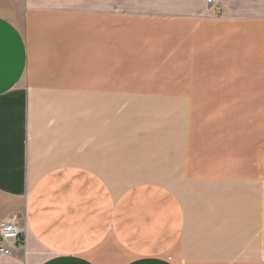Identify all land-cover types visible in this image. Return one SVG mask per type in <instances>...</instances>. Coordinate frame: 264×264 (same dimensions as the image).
Here are the masks:
<instances>
[{"label": "crops", "instance_id": "crops-1", "mask_svg": "<svg viewBox=\"0 0 264 264\" xmlns=\"http://www.w3.org/2000/svg\"><path fill=\"white\" fill-rule=\"evenodd\" d=\"M20 3L0 225L23 246L0 264H264V0Z\"/></svg>", "mask_w": 264, "mask_h": 264}, {"label": "rangeland", "instance_id": "rangeland-1", "mask_svg": "<svg viewBox=\"0 0 264 264\" xmlns=\"http://www.w3.org/2000/svg\"><path fill=\"white\" fill-rule=\"evenodd\" d=\"M146 2L147 9H160L173 7L175 4H193L199 0H139ZM208 11L217 18L224 15L238 16L240 0H204ZM21 0H0V14L13 20L15 23H22ZM193 7V6H192Z\"/></svg>", "mask_w": 264, "mask_h": 264}, {"label": "built area", "instance_id": "built-area-1", "mask_svg": "<svg viewBox=\"0 0 264 264\" xmlns=\"http://www.w3.org/2000/svg\"><path fill=\"white\" fill-rule=\"evenodd\" d=\"M22 232L14 220L0 225V259L11 257L14 246H23Z\"/></svg>", "mask_w": 264, "mask_h": 264}]
</instances>
